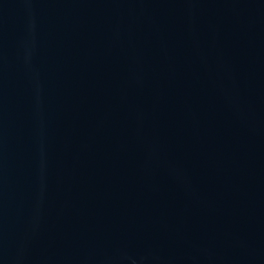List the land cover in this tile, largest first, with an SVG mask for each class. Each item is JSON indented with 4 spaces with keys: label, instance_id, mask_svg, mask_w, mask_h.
<instances>
[{
    "label": "water",
    "instance_id": "obj_1",
    "mask_svg": "<svg viewBox=\"0 0 264 264\" xmlns=\"http://www.w3.org/2000/svg\"><path fill=\"white\" fill-rule=\"evenodd\" d=\"M0 264H264V0H0Z\"/></svg>",
    "mask_w": 264,
    "mask_h": 264
}]
</instances>
